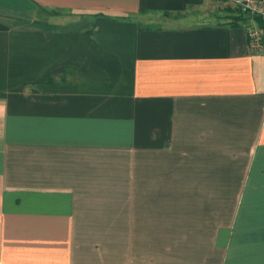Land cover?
<instances>
[{
  "label": "crops",
  "instance_id": "crops-1",
  "mask_svg": "<svg viewBox=\"0 0 264 264\" xmlns=\"http://www.w3.org/2000/svg\"><path fill=\"white\" fill-rule=\"evenodd\" d=\"M0 24V264H264V53L238 8L0 0Z\"/></svg>",
  "mask_w": 264,
  "mask_h": 264
},
{
  "label": "built area",
  "instance_id": "built-area-1",
  "mask_svg": "<svg viewBox=\"0 0 264 264\" xmlns=\"http://www.w3.org/2000/svg\"><path fill=\"white\" fill-rule=\"evenodd\" d=\"M228 1L239 9L249 48L258 53H264V0Z\"/></svg>",
  "mask_w": 264,
  "mask_h": 264
},
{
  "label": "rangeland",
  "instance_id": "rangeland-1",
  "mask_svg": "<svg viewBox=\"0 0 264 264\" xmlns=\"http://www.w3.org/2000/svg\"><path fill=\"white\" fill-rule=\"evenodd\" d=\"M189 18H191V20H196V21H199V20H202V21H205L208 19V14H204L202 11H196V12H191L189 13Z\"/></svg>",
  "mask_w": 264,
  "mask_h": 264
},
{
  "label": "trees",
  "instance_id": "trees-1",
  "mask_svg": "<svg viewBox=\"0 0 264 264\" xmlns=\"http://www.w3.org/2000/svg\"><path fill=\"white\" fill-rule=\"evenodd\" d=\"M2 28H6V26L0 24V29H2Z\"/></svg>",
  "mask_w": 264,
  "mask_h": 264
}]
</instances>
